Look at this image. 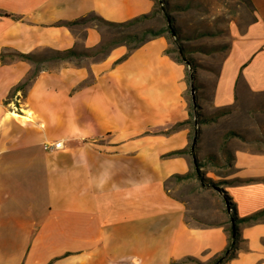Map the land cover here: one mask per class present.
I'll return each mask as SVG.
<instances>
[{
  "label": "crops",
  "instance_id": "0c3cea01",
  "mask_svg": "<svg viewBox=\"0 0 264 264\" xmlns=\"http://www.w3.org/2000/svg\"><path fill=\"white\" fill-rule=\"evenodd\" d=\"M250 2L251 20L230 27L228 49L205 77V114L231 107L242 88L264 92V0ZM153 4L0 0V53L87 51L100 42L98 29L86 24L80 34L59 21L93 13L121 22ZM167 47L158 36L119 62L124 45L80 64L60 60L14 92L31 64L0 57V264H170L208 260L225 247L223 224L186 217L184 202L165 188L191 168L188 154L164 156L186 148L191 130L174 127L190 119L188 80ZM53 141L63 148H43ZM230 162L223 189L237 217L264 210V150L236 144ZM238 228L236 255L224 264H264V214Z\"/></svg>",
  "mask_w": 264,
  "mask_h": 264
},
{
  "label": "rangeland",
  "instance_id": "374dc122",
  "mask_svg": "<svg viewBox=\"0 0 264 264\" xmlns=\"http://www.w3.org/2000/svg\"><path fill=\"white\" fill-rule=\"evenodd\" d=\"M164 2L177 32V42L166 33L169 54L177 58L175 48L176 44H179L191 60L189 66L184 63L186 75L193 70L195 73V80L188 81L189 110L192 106L190 83L194 87L197 104V108H194L196 116L190 117L189 126L191 128L192 123L197 122V158L202 165L200 169L207 183L203 186L194 177L186 179L173 177L165 181V188L171 196L184 202L187 209L186 217H193L201 223L223 224L226 228L229 215L219 189H223L224 184L229 182L228 176L232 172L229 167L232 147L242 143V148L245 149L264 150V92L252 93L242 88V95L237 97L235 104L213 111L211 114L203 113L198 99L209 96V88L203 91L202 85H210V81H206L205 77L216 72L228 49L232 37L230 27L237 26L243 29L252 18V10L247 0H164ZM86 24L95 26L101 35L100 43H108L110 46L126 42L125 35L128 33H138L145 27L159 29L166 26L161 11L128 27L109 26L89 15L84 23L76 25L74 29L81 34L80 29ZM76 49L80 53L86 51L80 46ZM93 51L91 49L86 52L91 55ZM4 55L8 60L19 58L12 51H5ZM97 57L83 55L73 61L74 64H80L83 63L82 60L88 61ZM42 58L45 60L41 61ZM60 60L52 58V52L47 49L37 51L33 60H26L31 64L27 76L36 70L54 69L60 64ZM199 115H202V118ZM204 117L210 120L200 122ZM192 131L191 129L189 141L193 136ZM206 261L203 258H198L197 261L187 259L184 264H205Z\"/></svg>",
  "mask_w": 264,
  "mask_h": 264
},
{
  "label": "trees",
  "instance_id": "16d2710c",
  "mask_svg": "<svg viewBox=\"0 0 264 264\" xmlns=\"http://www.w3.org/2000/svg\"><path fill=\"white\" fill-rule=\"evenodd\" d=\"M153 2H154L153 8L149 12L139 14L135 17H132L128 20L121 21V22L108 21V20H105L98 15L90 13L86 16H82V17H79V18L74 19V20L59 21L58 25H63V26L72 28L78 24L84 23L87 16L90 15V16H92V18H95L99 22L106 24V25H109V26H126V27H128V26H131L135 23L141 22L145 19L151 18L154 15H156V13L158 11H161L163 16H164L165 22H166V26L164 28L154 29L152 27H145V28L141 29V31L138 33L137 32H131V33H128L127 35H125V38H127V41L124 43L118 42V43H114L116 45L110 46V45H108V43H100L99 42L95 47L91 48L94 50L93 53H91V55L94 57L98 56L97 58H101V57L105 56L114 46L125 45L126 52L115 61V62H119L120 60H123L124 58H126V56L130 52H132L134 49H136L137 47H139L140 45H142L146 41L151 40V39L158 37V36H164L165 38H167L166 33L169 34V36L173 37V39L177 42V32H176L175 27L173 26V19L166 9L164 0H153ZM247 2L249 3V5L251 7L250 0H247ZM2 15L9 16L8 13H4ZM48 50L52 52V58L61 59V60H65V59L77 60L78 58H80L83 55L85 57L91 56L86 51L82 52V53L78 52L76 48H68V49H64V50H51V49H48ZM175 50L178 54V57L175 58L177 61L185 63L188 66L191 65L190 58L186 55L183 48L179 44L178 45L176 44ZM11 51L15 56H17L21 59L33 60L34 53H22V52L13 51V50H11ZM165 53L170 55L169 54L170 49L168 47L165 49ZM4 56H5L4 52L0 53L1 59H4ZM40 60L43 61V60H45V58H42ZM39 71L40 70H36V71L32 72L23 81L17 83L12 88V92L17 91V90L24 91L25 88L27 87V85L29 84V82L33 79V77ZM187 80L189 82L191 80L192 81L195 80L194 70L187 74ZM194 108H197V104H194V105L192 104L191 110H190V117L196 116L195 112H194L195 111ZM199 116L202 118V115H199ZM209 120L210 119L204 117L202 119V121H200V122H207ZM184 123H190V119L183 121V122H178L174 125V127H177V126L184 124ZM196 124H197V122H193L191 125V129L193 130L192 131L193 136L191 137V140L189 141L188 146L186 148H183V149L170 151V152L164 154V156L188 154L189 159H190L189 162H190V166H191L190 170H188L187 172L182 173V174H174V175L170 176V178L174 177L177 179H186V178L194 177L200 182L201 185L205 186V185H207V183H205L206 179H205V177H204V175L200 169L202 167V165L200 164V162L197 158V133H198V130L196 128ZM170 178H168L167 180H169ZM219 193L221 194V197L225 203V210L227 211V213L229 215L228 227L225 228V231L227 233V243H226L225 247L220 252H218V253L214 254L212 257H210L205 262V264H224L226 261L233 258L236 255V252L238 249V244L240 242V233H239V228H238L239 223L256 221L257 219H259L264 214V210H261V211L255 212L249 216L239 218V217H237L235 209H234V205L231 202L230 197L226 194L225 190L219 189ZM187 259L188 260H195V261L198 260L194 257H186V258L181 259L179 261L171 262L170 264H184Z\"/></svg>",
  "mask_w": 264,
  "mask_h": 264
},
{
  "label": "built area",
  "instance_id": "2783aa9c",
  "mask_svg": "<svg viewBox=\"0 0 264 264\" xmlns=\"http://www.w3.org/2000/svg\"><path fill=\"white\" fill-rule=\"evenodd\" d=\"M43 148L45 150L51 151V150H59L63 148L62 142L61 141H53L49 143H44Z\"/></svg>",
  "mask_w": 264,
  "mask_h": 264
},
{
  "label": "water",
  "instance_id": "95a60500",
  "mask_svg": "<svg viewBox=\"0 0 264 264\" xmlns=\"http://www.w3.org/2000/svg\"><path fill=\"white\" fill-rule=\"evenodd\" d=\"M190 93L192 96V104L194 105L195 104V97H194V87H193L192 83H190Z\"/></svg>",
  "mask_w": 264,
  "mask_h": 264
},
{
  "label": "bare ground",
  "instance_id": "6f19581e",
  "mask_svg": "<svg viewBox=\"0 0 264 264\" xmlns=\"http://www.w3.org/2000/svg\"><path fill=\"white\" fill-rule=\"evenodd\" d=\"M14 113V112H13ZM14 115H17L16 113H14Z\"/></svg>",
  "mask_w": 264,
  "mask_h": 264
}]
</instances>
